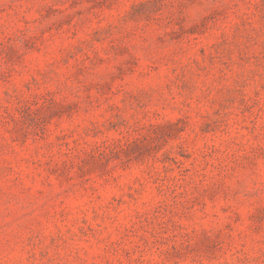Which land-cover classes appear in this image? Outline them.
I'll list each match as a JSON object with an SVG mask.
<instances>
[{
  "label": "rangeland",
  "instance_id": "374dc122",
  "mask_svg": "<svg viewBox=\"0 0 264 264\" xmlns=\"http://www.w3.org/2000/svg\"><path fill=\"white\" fill-rule=\"evenodd\" d=\"M0 264H264V0H0Z\"/></svg>",
  "mask_w": 264,
  "mask_h": 264
}]
</instances>
